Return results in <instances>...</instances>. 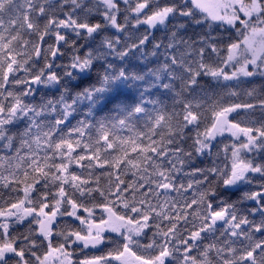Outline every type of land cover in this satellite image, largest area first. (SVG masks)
Segmentation results:
<instances>
[{"label":"snow or ice","instance_id":"obj_1","mask_svg":"<svg viewBox=\"0 0 264 264\" xmlns=\"http://www.w3.org/2000/svg\"><path fill=\"white\" fill-rule=\"evenodd\" d=\"M258 78L264 0H0V264H264Z\"/></svg>","mask_w":264,"mask_h":264},{"label":"trees","instance_id":"obj_2","mask_svg":"<svg viewBox=\"0 0 264 264\" xmlns=\"http://www.w3.org/2000/svg\"><path fill=\"white\" fill-rule=\"evenodd\" d=\"M162 2V0H161ZM197 31H202V32H208L210 31L207 27H205L204 29L200 30V29H197ZM157 37L158 38H162L163 37V33L162 32H157L156 33ZM189 35H191V30L189 32ZM213 36H216V35H219V33H212ZM227 35V34H225ZM198 39V37H197ZM86 51V49H81L80 50V54L83 55L84 52ZM148 52H149V55H148V58H147V61H151L152 63L148 64V67H155L157 65V62H156V59L154 57L151 56V46H149V49H148ZM74 53L72 52H68L66 54V56L64 57L63 60H58L57 61V64H67V63H70L71 61V56L73 55ZM147 61H139V60H133L131 62V65H132V70L133 71H145L146 68H145V64L147 63ZM160 62L162 63L163 62V56L160 57ZM97 73H100L102 75V68L100 67V63H97V67L96 69L93 70V72L90 74V77L89 79L87 80H82V81H78V77H74L73 80H72V83L77 86V87H88V86H91V85H96V86H99L96 81H97ZM120 97L123 98V99H127V100H132L135 98L136 96V89H135V86L132 85L131 83L127 84V85H120ZM264 87V81H262L261 79H257L254 84L252 85H241L238 89L239 93H240V99H248V97L246 96V92L248 90H251L253 88L256 89L257 93H259L260 89ZM76 91H79V89H76ZM210 97H212V92H209L208 94ZM220 95H224V92L221 90L220 92ZM213 98H218V97H213ZM103 103V102H102ZM112 107L111 104H108L107 107L100 113L101 115H104L106 112H107V108H110ZM258 113H257V117H258ZM79 151V150H78ZM4 153L0 152V156H3ZM96 175H99V172H96ZM106 183V178L105 177H101V184H105ZM14 195V194H13ZM242 195V193H236L234 195H231L230 194V201L231 202H237L238 200V197H240ZM9 196V194L7 192H0V197H5L7 198ZM3 200L0 199V203H2ZM244 206V207H247V201H242V202H238L237 206L238 208H240L241 206ZM60 227H64V225H60ZM26 231V225L25 226H20L18 229H17V233L19 232H25Z\"/></svg>","mask_w":264,"mask_h":264}]
</instances>
